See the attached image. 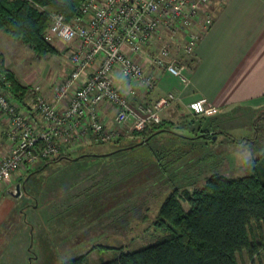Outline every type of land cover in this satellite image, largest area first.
<instances>
[{
    "label": "rangeland",
    "instance_id": "obj_1",
    "mask_svg": "<svg viewBox=\"0 0 264 264\" xmlns=\"http://www.w3.org/2000/svg\"><path fill=\"white\" fill-rule=\"evenodd\" d=\"M38 9L50 12L47 7ZM7 36L9 41H1L0 46V74L7 77L8 72L16 83L28 88L23 108L32 111L33 88L39 86L49 97L51 86L67 76L68 68L60 49L57 56L39 57L27 44ZM178 40L179 46L173 44L171 54L183 66L192 65L193 57L181 52L183 42ZM210 116L176 119L167 123L168 132H159L147 144L133 148L129 144L136 140L137 131L131 124L113 125L116 135L106 142L79 140L70 146L67 156L91 155L82 157L74 167L62 168L65 162L59 161L28 174L41 162L63 156L57 154L6 175L0 181V264H59L77 256H84L87 264L112 259L120 248L133 251L162 235L153 222L173 188H199L209 175L234 178L251 174V158L264 154V110L236 108L227 116ZM205 117L208 119H200ZM4 124L0 122V133ZM202 128L208 130L209 138L199 132ZM178 136L196 138L191 142ZM116 140L119 142L113 143ZM160 151L163 158L157 160ZM6 153L7 148H0V158ZM76 173L93 177L86 186L91 184L95 186L91 190L99 188L100 192L88 202L79 197L78 203L68 207L73 201L67 196L76 188L69 180ZM182 207L187 209L184 203ZM249 234L256 244L264 241L254 225ZM236 259L238 264H264V249L251 257L243 251Z\"/></svg>",
    "mask_w": 264,
    "mask_h": 264
},
{
    "label": "built area",
    "instance_id": "obj_2",
    "mask_svg": "<svg viewBox=\"0 0 264 264\" xmlns=\"http://www.w3.org/2000/svg\"><path fill=\"white\" fill-rule=\"evenodd\" d=\"M211 2L82 0L69 21L58 11L47 12L50 25L44 37L60 49L68 73L51 86L49 97L39 86L33 88L32 111L14 100L10 82L0 74V122L5 123L0 145L7 148L0 158V181L38 159L67 155L79 140L106 142L116 135L113 125L129 122L132 130L140 131L160 123V112L176 96L168 92L146 103L145 94L161 74L187 83L185 66L171 46L179 38L181 52L193 57L212 22ZM104 106L113 110L110 128L101 119ZM187 109L194 116L216 112L201 100L190 102Z\"/></svg>",
    "mask_w": 264,
    "mask_h": 264
},
{
    "label": "trees",
    "instance_id": "obj_3",
    "mask_svg": "<svg viewBox=\"0 0 264 264\" xmlns=\"http://www.w3.org/2000/svg\"><path fill=\"white\" fill-rule=\"evenodd\" d=\"M81 1L0 0V29L13 39L27 44L39 57L48 54L57 56L56 47L44 37V32L50 25L47 13L41 12L38 7L58 11L64 15L66 21H69L77 15ZM1 71L3 69L0 64ZM6 76L11 84L14 100L23 108L28 88L16 83L12 74L6 72ZM262 118L264 119V116ZM199 130L204 132V139L209 138L208 130L204 128ZM159 132H168L166 122L148 125L135 132L136 140H131L132 143L129 145L132 148L139 144L145 145L148 139ZM226 137L232 143L237 142L229 135ZM178 138L192 142L196 137ZM210 138L213 140V136ZM251 141L253 140L249 142ZM117 142L119 140L113 141ZM162 151L158 152L157 160L163 158ZM89 155L60 156L52 162H41L39 168L28 174L46 169L47 165L59 161L65 162L62 168L74 167L80 163L82 157ZM250 161L253 166L252 173L246 176L227 178L209 175L203 178L199 188L192 190L173 188L161 202L153 222L154 227L161 230L162 235L133 251H123L120 248L112 259L103 261L100 259L97 264H238L237 254L245 251L251 257L264 249V241L256 244L249 234V229L254 225L264 236V154L251 158ZM92 178L86 177V173H76V177L72 175L69 181L76 188L74 194L67 196L73 201L67 205L68 207L78 203L79 197L80 200L88 202L100 192L99 188L91 190L95 187L91 184L86 186ZM80 184L83 187L81 189ZM182 203L187 205L186 210L183 209ZM120 215L121 213L118 215L121 219ZM59 264L87 263L84 256H77Z\"/></svg>",
    "mask_w": 264,
    "mask_h": 264
},
{
    "label": "crops",
    "instance_id": "obj_4",
    "mask_svg": "<svg viewBox=\"0 0 264 264\" xmlns=\"http://www.w3.org/2000/svg\"><path fill=\"white\" fill-rule=\"evenodd\" d=\"M209 13L212 22L193 50L194 62L185 65L187 83L161 74L145 94L146 103L168 92L176 96L160 112L163 122L192 117L187 105L194 100L216 110L210 117L227 116L236 108L264 110V0H212ZM1 41L9 38L0 29V46ZM101 116L112 126L110 107L104 106Z\"/></svg>",
    "mask_w": 264,
    "mask_h": 264
},
{
    "label": "water",
    "instance_id": "obj_5",
    "mask_svg": "<svg viewBox=\"0 0 264 264\" xmlns=\"http://www.w3.org/2000/svg\"><path fill=\"white\" fill-rule=\"evenodd\" d=\"M213 139H214V137H213ZM18 187V186H17ZM17 192H18V190H17Z\"/></svg>",
    "mask_w": 264,
    "mask_h": 264
}]
</instances>
